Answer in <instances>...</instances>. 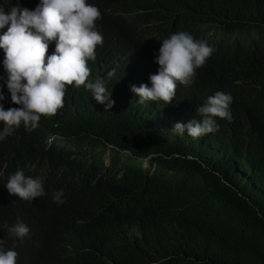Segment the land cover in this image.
<instances>
[{"label": "trees", "instance_id": "16d2710c", "mask_svg": "<svg viewBox=\"0 0 264 264\" xmlns=\"http://www.w3.org/2000/svg\"><path fill=\"white\" fill-rule=\"evenodd\" d=\"M8 1L15 0H0ZM129 2L134 6L105 26L111 38L128 41L132 79L147 73L150 55L156 58L171 27L205 25L235 35L232 47L245 54L247 68L222 79L236 94L233 121L195 139L167 132L220 87L208 70L164 111L137 105L139 96L125 88L111 96L109 110L88 91L66 90L56 115L41 116L31 133L21 125L0 140V189L17 170L39 178L45 189L65 170L106 173L108 188L76 197L63 227L33 226L21 264H264V0ZM158 70L142 83L151 86ZM247 85H260L262 92H248ZM52 136L62 139L46 149ZM146 158L155 172L136 167ZM165 179L178 197L175 213L145 211L140 191L155 193ZM22 203L10 204V221L37 209Z\"/></svg>", "mask_w": 264, "mask_h": 264}, {"label": "clouds", "instance_id": "9594fccd", "mask_svg": "<svg viewBox=\"0 0 264 264\" xmlns=\"http://www.w3.org/2000/svg\"><path fill=\"white\" fill-rule=\"evenodd\" d=\"M133 6L129 0L0 2V126L4 128L0 140L21 125L31 133L39 126L41 116L56 115L64 106L66 90L88 91L109 110L115 103L111 96L120 95L118 91L125 88L139 96L137 105L147 109L158 105L164 111L175 105L180 90L191 86L203 70H208L220 87L169 124L167 132L179 136L186 132L195 139L218 131L219 124L233 121L236 94L222 79L247 68L245 54L232 47L235 35L217 33L205 25L187 30L171 27L156 58L150 55L147 73L132 79L134 61L124 48L128 41L111 38L105 21ZM233 36L231 41L226 39ZM157 70L149 77L151 86L142 83L146 75ZM246 88L248 92H262L260 85ZM60 139L48 138L46 149ZM109 163L107 154L105 164ZM136 167L152 173L157 170L149 158L139 159ZM105 174L65 170L58 182L46 189L39 178L25 176L22 170L11 175L7 189H0L2 194L8 191L6 197L1 195L0 204V264H21L32 227L42 223L57 228L66 225L76 197H88L108 188ZM140 193L145 197V211L156 215L175 213L178 197L167 179L155 193ZM22 202L37 204V209L33 207L23 218L10 221V204ZM117 204L125 207L127 202L119 199Z\"/></svg>", "mask_w": 264, "mask_h": 264}, {"label": "bare ground", "instance_id": "6f19581e", "mask_svg": "<svg viewBox=\"0 0 264 264\" xmlns=\"http://www.w3.org/2000/svg\"><path fill=\"white\" fill-rule=\"evenodd\" d=\"M234 38V36L233 37H228V38H226V39H228V40H232ZM236 40V39H235ZM234 42V41H233ZM173 238V237H172Z\"/></svg>", "mask_w": 264, "mask_h": 264}]
</instances>
